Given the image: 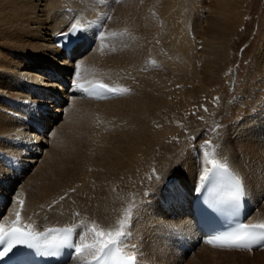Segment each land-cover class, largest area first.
Returning a JSON list of instances; mask_svg holds the SVG:
<instances>
[{
    "label": "bare ground",
    "instance_id": "obj_1",
    "mask_svg": "<svg viewBox=\"0 0 264 264\" xmlns=\"http://www.w3.org/2000/svg\"><path fill=\"white\" fill-rule=\"evenodd\" d=\"M152 1L0 0V225L17 214L30 230L70 223L79 257L90 259L131 214L121 238L137 244L139 264H264V248L209 246L180 216L216 161L243 178L248 222L264 225V38L242 89L223 98L239 79L231 54L243 0H178L173 12ZM75 21L84 49L60 59L53 38ZM151 24L155 38L174 41L158 44L160 56L148 43ZM95 80L118 93L79 99L78 86ZM181 82L192 84L186 96L172 87ZM178 107L202 113L209 132L192 131ZM38 121L47 128L41 137Z\"/></svg>",
    "mask_w": 264,
    "mask_h": 264
},
{
    "label": "rangeland",
    "instance_id": "obj_2",
    "mask_svg": "<svg viewBox=\"0 0 264 264\" xmlns=\"http://www.w3.org/2000/svg\"><path fill=\"white\" fill-rule=\"evenodd\" d=\"M177 1L178 0H153L152 4H153V8H155V7L159 8L161 12L167 11L166 6L169 5V7L172 8L171 11L173 12V11L177 10V6H178ZM206 1L208 3V1H210V0H206ZM189 2H191V1H189ZM243 2H244V4H243ZM243 2L240 3V6L242 7L243 12L241 11L242 12L241 17H240L241 21L239 23L240 25L237 29V33L233 36L234 38H232V40H233L232 50L233 51L231 54L233 56L232 68L239 70V79H238V83H237L235 92H233L232 87L229 84H227L228 93L225 96H222L223 98L227 97L229 93H232V99H234V97L237 94L236 92L240 91L239 90L240 88L242 89L241 84L244 83V80H243L244 76L243 75H245L247 73V70L249 68V63H250L253 55H255L258 52V50L260 49V45L264 40V39L262 40V38H264V0H243ZM117 3H119V0H117ZM170 3L172 6H170ZM242 4H243V6H242ZM236 6H237V4H236ZM149 27H148V30H149ZM151 27H152L151 30L148 31V43H150L152 45V47H151L152 52L155 51L156 52L155 55L160 56V54H163V52L160 50L158 44H161L162 46H166V45L172 44L174 41L172 39H170L167 35H164V34H161L160 38H158V36L155 38L156 34H154V32L157 31V28L155 27L154 24H151ZM159 33H161V32H159ZM178 33L179 32L177 31V34ZM175 43H176V41H175ZM168 47L169 46H166V48H168ZM159 51H161V52H159ZM189 76L192 77L191 75H189ZM172 87L178 93H180V91L182 90V93L184 96L187 95V90H192V84H189L187 82H181V83L176 84L174 86L172 85ZM262 98L264 99V96ZM204 102H206L207 105L212 106V104H214V99L212 97L210 101L203 100L202 103L200 102V106L203 105ZM200 106H199V108H200ZM244 106H245V104L244 105L242 104L240 106V108H241V113H239L240 116L245 111ZM177 110L182 113V116L176 117V116H174L175 114L173 112H170V114H168L170 116L168 119L169 120L168 123L170 122L172 125H174L173 120L175 119V117L178 119L182 118V120L191 124V130L192 131L195 130L192 125L199 126L200 129L202 127H205L208 125L207 120H204V119H206V117L204 115H202V113L199 114L198 112H194V110H191V109L182 110L180 107H178ZM231 112H232L231 110L227 111V113H231ZM239 112H240V110H239ZM211 113H213V110L211 111ZM208 130H210V129L205 127L206 133L209 132ZM180 131L184 137H185V135H188V132H187V130H185L184 127L181 128ZM188 250H191V249H188ZM192 251H193L192 253H189L190 255H193L194 249H192ZM245 256L246 257L247 256L252 257L253 255H249V254L245 253ZM183 261L186 262L185 258L182 257V261L180 264H185ZM230 261L232 262L233 259H231ZM233 263H234V261H233Z\"/></svg>",
    "mask_w": 264,
    "mask_h": 264
},
{
    "label": "snow or ice",
    "instance_id": "obj_3",
    "mask_svg": "<svg viewBox=\"0 0 264 264\" xmlns=\"http://www.w3.org/2000/svg\"><path fill=\"white\" fill-rule=\"evenodd\" d=\"M84 31L83 29H77L75 25L71 27L70 32L62 33V35L67 39L68 36L73 35L79 38V33ZM79 68V65H76ZM101 88L106 89L107 91L111 92L113 89L107 88L106 85H101ZM124 91H127L126 89ZM210 142L205 141V148L209 147ZM206 155V154H205ZM212 165L211 169L205 168V174L200 177L202 181H207L209 179V172L220 171L227 173L229 176V187L227 192L223 195L222 200L228 202H238L244 195H245V187L241 178L238 175L233 174L232 172L228 171V167L225 163H218L216 161H207ZM203 187V185H201ZM131 218V214L126 217L125 221H122L119 229L116 231L115 236L112 239L106 240L103 242L101 248H98L97 251H103L104 248H107L109 245L117 243L120 238L126 235L124 231V226L127 221ZM17 221H19V214H17ZM264 229V225L259 226H249V225H239L235 230L232 232L225 233L224 236H217L216 239L218 240H227L228 247L234 248H243L249 249L255 244H260L264 241V231H257L255 229ZM65 236L62 240L59 241H44V246L47 248H58L62 245H69V235L72 232V229H64ZM43 233H37L34 231H25L20 227L13 225V227L5 232L4 226L0 225V261H3L6 257H9V254L12 256H16L19 254L17 251L18 245H23L28 248L37 246L40 238L43 236ZM97 236H102L103 233H96ZM210 242V241H209ZM136 246H133L132 251L135 253ZM75 251L79 253L81 248L79 246L75 247ZM126 264H137L136 256L132 255L128 257Z\"/></svg>",
    "mask_w": 264,
    "mask_h": 264
}]
</instances>
